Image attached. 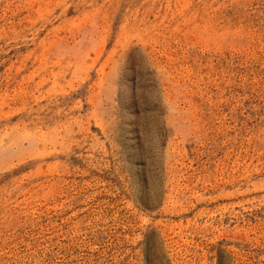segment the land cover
<instances>
[{
  "label": "rangeland",
  "instance_id": "rangeland-1",
  "mask_svg": "<svg viewBox=\"0 0 264 264\" xmlns=\"http://www.w3.org/2000/svg\"><path fill=\"white\" fill-rule=\"evenodd\" d=\"M0 264H264V0H0Z\"/></svg>",
  "mask_w": 264,
  "mask_h": 264
}]
</instances>
